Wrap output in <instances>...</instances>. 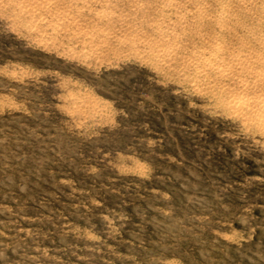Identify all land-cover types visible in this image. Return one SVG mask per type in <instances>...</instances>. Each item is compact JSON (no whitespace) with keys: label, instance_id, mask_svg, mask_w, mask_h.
I'll use <instances>...</instances> for the list:
<instances>
[{"label":"rangeland","instance_id":"obj_1","mask_svg":"<svg viewBox=\"0 0 264 264\" xmlns=\"http://www.w3.org/2000/svg\"><path fill=\"white\" fill-rule=\"evenodd\" d=\"M22 1L0 0V264H264V135L149 41L174 15L84 43L65 2Z\"/></svg>","mask_w":264,"mask_h":264},{"label":"bare ground","instance_id":"obj_2","mask_svg":"<svg viewBox=\"0 0 264 264\" xmlns=\"http://www.w3.org/2000/svg\"><path fill=\"white\" fill-rule=\"evenodd\" d=\"M64 2L68 10L63 6L64 11L56 13L59 19L67 20L66 23L59 24L61 27L76 24L78 22L76 18L82 16L83 20H80L82 24L75 25V28L78 27V34L84 33L81 37L89 39L99 37L101 42L108 40V43L114 36L110 31V33H104L105 30L103 31V27H99V24L104 22L109 26L116 24L118 33H130L137 31L134 21L138 13L147 14L153 10L168 15L167 12H170V15H174L172 26L179 28L176 29L179 33L169 30V24L167 30L164 28L166 31L162 30V24L155 21L149 23L143 20L142 23L140 22L142 27H139L141 29H150L151 26L160 28L163 32L159 34L162 36L150 35L152 38L149 41L159 47L172 45L173 52L176 51V53H173L167 62L181 61L186 68L196 64L201 69L202 75L208 73L206 79L209 83L212 82L211 86L221 82V88L226 91V108L245 124L258 127L264 135V0H59V3L65 4ZM52 3V0H23L15 6L18 5L17 8L20 10L18 17L28 22L45 14L40 12L51 7ZM39 20L36 21L39 22ZM162 22H164L163 19ZM28 28L31 31L36 29L32 23ZM41 32L44 33V31ZM187 37L198 41L199 46L192 47L185 42L188 40ZM85 42L86 38H84ZM127 43L130 42H126L124 46H127ZM172 64L175 65V63ZM169 67L171 68L170 64Z\"/></svg>","mask_w":264,"mask_h":264}]
</instances>
